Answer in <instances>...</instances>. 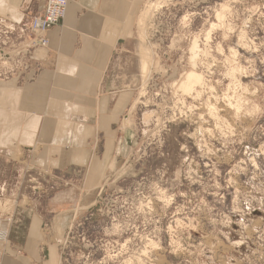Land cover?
<instances>
[{"label": "rangeland", "instance_id": "374dc122", "mask_svg": "<svg viewBox=\"0 0 264 264\" xmlns=\"http://www.w3.org/2000/svg\"><path fill=\"white\" fill-rule=\"evenodd\" d=\"M136 31L149 58L117 125L132 157L124 152L108 183L86 191L62 264H264V0H148ZM191 70L206 83L196 99L179 88ZM70 173L82 185L85 169ZM17 175L0 164V217L16 212L17 193L3 189Z\"/></svg>", "mask_w": 264, "mask_h": 264}, {"label": "crops", "instance_id": "0c3cea01", "mask_svg": "<svg viewBox=\"0 0 264 264\" xmlns=\"http://www.w3.org/2000/svg\"><path fill=\"white\" fill-rule=\"evenodd\" d=\"M147 1L68 0L48 45L29 49L28 72L0 79V164L18 173L13 190L12 178L3 191L19 197L9 242H0V264H62L60 246L91 199L86 191L106 185L124 152L132 157L117 125L134 107L138 72L149 58L136 31ZM43 5L0 0L10 49L29 45L32 12ZM80 168L82 185L70 173Z\"/></svg>", "mask_w": 264, "mask_h": 264}, {"label": "built area", "instance_id": "2783aa9c", "mask_svg": "<svg viewBox=\"0 0 264 264\" xmlns=\"http://www.w3.org/2000/svg\"><path fill=\"white\" fill-rule=\"evenodd\" d=\"M43 10L33 16L30 21V43L22 49L8 47L10 27H6L0 20V79H10L21 71L28 72L27 55L29 49L48 45L47 33L58 25L66 16L68 0H43ZM30 71H34L31 68ZM31 73V72H30ZM17 204V203H16ZM14 213L0 217V241L9 242L10 230L8 226L14 223Z\"/></svg>", "mask_w": 264, "mask_h": 264}, {"label": "bare ground", "instance_id": "6f19581e", "mask_svg": "<svg viewBox=\"0 0 264 264\" xmlns=\"http://www.w3.org/2000/svg\"><path fill=\"white\" fill-rule=\"evenodd\" d=\"M166 1V0H165ZM161 3V2H160ZM153 4V3H152ZM151 5V4H150ZM158 5L159 4H157V3H154L153 5H151L152 7L151 8H158ZM161 6V5H160ZM150 7V6H149ZM148 10H149V8H148ZM149 13V11L147 12V14ZM144 14V13H143ZM146 14V13H145ZM144 14V15H145ZM144 17V16H143ZM150 17V16H149ZM221 15L219 14V18L221 19ZM143 26V25H142ZM216 27V25H212V30L214 29ZM145 30V29H144ZM144 30H143V32H144ZM211 32L212 31H210L209 30V32L207 33V40H209L211 37H210V35H211ZM141 33V32H140ZM142 34V33H141ZM143 35V34H142ZM198 39V38H197ZM194 40L193 41V47H192V52H193V57H192V59H191V61H193V66H196V63H197V59H198V57H199V47H198V40ZM144 53V52H143ZM151 60V59H150ZM145 64V63H144ZM143 64V65H144ZM142 65V64H141ZM146 65V64H145ZM145 65L143 66V69H145L146 67H145ZM195 68V67H194ZM142 69V70H143ZM232 70V69H231ZM232 72V71H231ZM236 72V71H235ZM232 74V73H231ZM149 75V74H148ZM234 76V75H233ZM185 79H184V81L183 82H181V84H180V90L182 91V94H185V95H190V97L191 96H193L194 94L196 95L195 96V99L196 98H200V96L202 95V89H201V91H199L198 90V87H201V88H203L202 86L205 84V86H206V83H205V78H204V75L202 74V73H200V72H198V71H196V70H191V71H189V72H187L186 73V75H185V77H184ZM234 78V77H233ZM208 83V82H207ZM208 85V84H207ZM204 86V87H205ZM209 87V86H208ZM207 87V88H208ZM206 88V89H207ZM144 89H145V87H144ZM210 89L211 90H213L214 89V87H211L210 86ZM204 90V89H203ZM144 91V90H143ZM178 91V90H177ZM204 91H206V90H204ZM145 92V91H144ZM143 92V93H144ZM211 93H212V91H211ZM216 93V92H215ZM144 96V95H143ZM209 99H210V97H209ZM138 100H140V99H138ZM217 100V99H216ZM225 100L228 102V106L229 107H231V108H235L234 110H236L237 112V114L239 113V111L241 110V106L238 104V103H234V101L232 100V98H230V97H227V98H225ZM183 102V101H182ZM241 102V101H240ZM135 105V104H134ZM183 107V106H182ZM193 107V106H192ZM204 108V107H203ZM206 108H207V110H208V113H209V116L213 119V120H215V122H216V126L217 127H219V125H218V123L220 122V120H221V117L222 116H220V107L217 105V101L215 102V103H212L211 101H209L208 100V103H207V106H206ZM184 109V108H183ZM224 112V111H223ZM200 117H203V115L201 114L200 115ZM146 119H147V121L149 120V117L148 116H146ZM223 123V122H222ZM233 127V126H232ZM219 129V128H218ZM206 131H207V133L209 134H212V133H214L211 129H206ZM229 135V134H228ZM148 245V244H147ZM154 247V249H155V246H157L156 245V243L155 242H153V240H150V247ZM148 252H150V251H147V250H145L144 249V251H143V253H142V255H144V254H147ZM145 256H147V255H145ZM139 259V258H138ZM128 261V260H127ZM133 261V260H132ZM139 261H140V259H139ZM126 262V261H125ZM129 262H130V260H129ZM59 263V262H58ZM126 264V263H125ZM128 264V263H127ZM130 264V263H129ZM132 264V263H131ZM134 264V263H133Z\"/></svg>", "mask_w": 264, "mask_h": 264}, {"label": "water", "instance_id": "95a60500", "mask_svg": "<svg viewBox=\"0 0 264 264\" xmlns=\"http://www.w3.org/2000/svg\"><path fill=\"white\" fill-rule=\"evenodd\" d=\"M33 75V72H31V75H29V76H32Z\"/></svg>", "mask_w": 264, "mask_h": 264}]
</instances>
